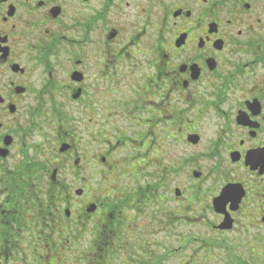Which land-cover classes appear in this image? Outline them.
<instances>
[{"label": "flooded vegetation", "instance_id": "obj_1", "mask_svg": "<svg viewBox=\"0 0 264 264\" xmlns=\"http://www.w3.org/2000/svg\"><path fill=\"white\" fill-rule=\"evenodd\" d=\"M240 223L251 251L264 0H0V264H188Z\"/></svg>", "mask_w": 264, "mask_h": 264}, {"label": "rangeland", "instance_id": "obj_2", "mask_svg": "<svg viewBox=\"0 0 264 264\" xmlns=\"http://www.w3.org/2000/svg\"><path fill=\"white\" fill-rule=\"evenodd\" d=\"M208 216H210L208 214ZM248 228L245 224L238 225V232H230V233H215L206 226L196 224L195 225V237L202 239L203 241H199L200 239H195L191 243L195 247V253H199V255H192L191 259L187 261V259H183L187 261L188 264H264V239L262 240L261 244L258 246L253 247V258L249 255L250 249L246 247V245L240 246V249L232 250V254L230 256L231 263H227L226 260L228 259V251L224 250L217 246L218 249H214L215 241L220 240H227L228 243H237L241 240L239 237H245L250 239L252 236L255 235V229ZM262 230L260 232L264 235V226L260 227ZM187 233L186 229H184V233ZM238 237V238H237ZM237 238V239H236ZM243 240V239H242ZM206 243H210L209 245ZM212 243V244H211ZM192 246V245H190ZM208 249V252H217L218 256L215 260L213 259H203V252L204 250ZM187 253H191V249L187 248L185 250ZM241 251V253H240ZM254 261V262H253ZM259 262V263H258Z\"/></svg>", "mask_w": 264, "mask_h": 264}, {"label": "water", "instance_id": "obj_3", "mask_svg": "<svg viewBox=\"0 0 264 264\" xmlns=\"http://www.w3.org/2000/svg\"><path fill=\"white\" fill-rule=\"evenodd\" d=\"M244 195L242 188L236 185L225 186L220 194L213 200V208L216 213L223 215V220L215 228L219 230H230L232 228V219L225 211L227 203L230 204V210L235 211L238 208L241 198Z\"/></svg>", "mask_w": 264, "mask_h": 264}, {"label": "trees", "instance_id": "obj_4", "mask_svg": "<svg viewBox=\"0 0 264 264\" xmlns=\"http://www.w3.org/2000/svg\"><path fill=\"white\" fill-rule=\"evenodd\" d=\"M225 233H227V232H225ZM214 243H215V246L213 247L214 249H218L217 248V246H218V247L223 248L224 250L228 251L229 255L227 257L228 258L227 263H231L230 256L233 255L231 251L234 250L233 246H235L236 243H228L227 240H223V239L220 241H215ZM206 244L209 245L210 243H206ZM203 250H204V248H203ZM204 251L205 252H203V259H212L215 257L216 254H218L217 252H214V253L208 252V249H205ZM252 254H253V250H251V252H249V255L251 256V258H253ZM215 259H216V257H215ZM215 259H213V260H215Z\"/></svg>", "mask_w": 264, "mask_h": 264}]
</instances>
